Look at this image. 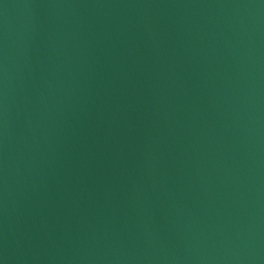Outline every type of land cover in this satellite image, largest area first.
Wrapping results in <instances>:
<instances>
[{
	"label": "water",
	"instance_id": "water-1",
	"mask_svg": "<svg viewBox=\"0 0 264 264\" xmlns=\"http://www.w3.org/2000/svg\"><path fill=\"white\" fill-rule=\"evenodd\" d=\"M0 264H264V0H0Z\"/></svg>",
	"mask_w": 264,
	"mask_h": 264
}]
</instances>
